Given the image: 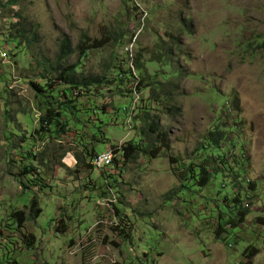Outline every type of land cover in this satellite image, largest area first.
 Returning <instances> with one entry per match:
<instances>
[{
  "label": "rangeland",
  "instance_id": "rangeland-1",
  "mask_svg": "<svg viewBox=\"0 0 264 264\" xmlns=\"http://www.w3.org/2000/svg\"><path fill=\"white\" fill-rule=\"evenodd\" d=\"M64 36L72 48L95 38L110 43L89 49L82 62L73 50L61 69L73 66L79 76L100 78L114 62L141 54L147 75L173 82L177 113H167L169 100L152 101V113L161 116L169 132L170 148L157 157L138 154L122 171L81 163L79 157L90 161L86 144L97 151L108 143L123 145L140 135L141 127L134 118L127 121L123 109L112 121L106 114L93 120L85 108L96 96L85 93L72 107L71 131L35 139L39 98L30 82L40 81L58 61ZM259 36H264V0H0V53L7 54L0 59V264L8 255L19 264H241L250 259L249 245L258 248L251 264H264V48L257 47ZM166 47L173 50L172 61L158 56ZM150 90H144L145 98ZM128 95L105 93L97 99L114 112L113 102L121 99L120 107L131 100ZM216 124L227 131L225 147L239 152L243 146L247 190L242 198L250 209L243 222L228 225L219 238V215L225 221L234 205L225 200L235 195L232 185L218 174L209 186L193 183L180 190L179 169L174 170L197 159L198 145ZM101 132L105 142L95 141L93 134ZM25 164L38 169L39 179L29 181L35 177L23 174ZM247 179L255 184L249 187ZM33 198L37 215L30 206ZM16 208L25 210L21 227L9 219Z\"/></svg>",
  "mask_w": 264,
  "mask_h": 264
},
{
  "label": "trees",
  "instance_id": "trees-1",
  "mask_svg": "<svg viewBox=\"0 0 264 264\" xmlns=\"http://www.w3.org/2000/svg\"><path fill=\"white\" fill-rule=\"evenodd\" d=\"M14 1L15 0H12V2ZM18 31L22 30L19 28ZM22 32L24 33L25 29ZM259 37H262V40L258 43L257 47L264 48V36ZM33 38L36 39L35 34L33 35ZM93 40L94 41L92 43L80 41L75 48H72L70 38L68 36H64L60 39L59 43L58 61L55 62L49 69H46V72L43 73L41 77H38L41 79L40 81H38L37 78H34L30 82L36 90V95L39 98L38 106L40 110V114L38 115L39 126L34 128L33 135L35 139L36 137H39L45 140L47 137L57 138L67 134L68 131L72 130L69 118L72 117V115H75L72 107H75L77 98L83 93L86 95L93 94L96 98L91 97L86 104L87 107L85 108L92 111L93 120H98V114L99 116L100 114H106L111 116L112 121L116 112L123 109L127 116V121L134 118L136 122H141L139 130L140 135L128 140L118 149L120 151V159L116 160L114 168L119 167L122 171L123 166H125L130 160L136 158L138 154L157 157L160 155V152L164 147H171L169 132L164 129L160 122L161 116L159 114L152 113V101L160 103L161 99H166V101L169 100L171 104H166L168 107L167 113L175 114L180 109L174 102L172 94L173 88L170 89V85L171 83L173 85V82L164 83L161 80H158L156 76L151 77L150 75H147V71L142 63L143 57L141 54H137L134 58L126 56L119 63L114 62L109 68L111 72L104 74L100 78H85L83 76H79L76 74V69L73 66L61 69V66L64 65V59L69 56L73 50L78 49V61L82 62L89 49L97 48L110 43L109 38L101 39L100 41H98L99 39L97 38ZM110 40L114 41L116 45H126L125 40L120 37H115L114 40L110 37ZM158 56L163 59L170 57V60L172 61L174 58L173 50L172 48L170 50V48L167 49L166 47V51ZM126 61L129 62V64L126 65ZM50 64L52 63L49 62V65ZM133 67L139 72L138 74L134 71ZM48 71H59V73H49ZM177 71L178 70H175V72ZM149 86H151L150 96L145 98L144 90ZM105 87L107 88V91L105 90ZM105 93H110L112 96L113 93L121 94L124 98L126 96H130L128 95L130 93L132 96L128 103L121 105L120 107H117V103L120 102L119 100L121 99L113 102L115 111L109 112L107 110L109 106L108 103H101L100 100L97 99L101 98V96H97L100 94L105 95ZM136 101L138 102L136 103ZM99 129L101 131L103 130L101 126H99ZM93 135L92 136L95 141L105 142L104 133L101 132L100 135L94 133ZM8 138H10V136H8ZM228 140L229 137L227 135V131L224 128L222 129L219 124H216L207 132L204 136V140L198 145V148L195 151L197 159L192 158L186 164H181L178 168H174V170L179 169L177 175L181 181L180 190L181 188L187 187L189 184L193 183H198L204 187L209 186L218 174H221L223 179L227 180L228 183L232 185L235 195L232 199H229V196H226L225 200L228 202L233 201L234 205L230 207L231 215L228 219L222 221L221 218L223 217V214L220 213L219 215L220 221L218 228L216 229V235L218 238L222 231L227 229L228 225L236 227L239 222L244 221L245 217L250 212V209L243 205L244 200L242 198V190L246 189L244 187L246 184L243 182L244 177L242 176L245 172V168L243 166L245 164L244 149L242 146L240 147L239 152L229 150L228 147H225ZM235 144L237 145V143L233 141V147H235ZM28 152L30 155H33V157L35 156L33 151ZM97 152L98 151L96 150L95 145L91 148L87 144L84 146V153L90 158V161ZM79 161L88 167H93L91 162H87V160L83 157H79ZM176 161L178 160L176 159ZM118 162H121L122 166H119ZM179 162H181V160H179L178 163ZM22 171L26 176L32 174L33 177H35L30 178L29 181L39 179L38 177L40 173L38 169L34 168L31 164H25ZM106 175L108 177H113L111 173ZM247 183L249 184V187H252L255 184L254 181H248V179ZM174 192L175 191H170L171 194ZM103 193L105 194V192ZM247 193L248 194L244 195L249 198V192ZM30 206L31 209L35 211V215H37L40 210L38 207V200L33 198ZM9 219H13V223H16L17 227H21L25 222V210L17 208L14 209V211L11 212ZM61 230L65 231L66 226H64ZM27 242L28 248L32 247L31 243L33 242V238ZM246 251H250L248 254L250 259L247 262L243 261L241 264H251V256L252 254L256 255L258 253V248L254 245H249ZM3 264H19V261L18 259H15L14 256L8 255V257L4 259Z\"/></svg>",
  "mask_w": 264,
  "mask_h": 264
},
{
  "label": "built area",
  "instance_id": "built-area-1",
  "mask_svg": "<svg viewBox=\"0 0 264 264\" xmlns=\"http://www.w3.org/2000/svg\"><path fill=\"white\" fill-rule=\"evenodd\" d=\"M2 56L1 59H4L6 52L0 53ZM121 147V144H119V148ZM118 148V149H119ZM118 149H110V144H107L106 147L100 151H98L94 156L91 158V164L94 168L99 170H104L111 168L114 166L117 159V151ZM119 166H122L121 162H118Z\"/></svg>",
  "mask_w": 264,
  "mask_h": 264
},
{
  "label": "bare ground",
  "instance_id": "bare-ground-1",
  "mask_svg": "<svg viewBox=\"0 0 264 264\" xmlns=\"http://www.w3.org/2000/svg\"><path fill=\"white\" fill-rule=\"evenodd\" d=\"M110 149H118L119 148V144H115V145H113V144H110ZM117 153L118 154H120V151H117Z\"/></svg>",
  "mask_w": 264,
  "mask_h": 264
},
{
  "label": "clouds",
  "instance_id": "clouds-1",
  "mask_svg": "<svg viewBox=\"0 0 264 264\" xmlns=\"http://www.w3.org/2000/svg\"><path fill=\"white\" fill-rule=\"evenodd\" d=\"M0 59H1V58H0ZM108 144H113V143H108ZM113 145H115V143H114Z\"/></svg>",
  "mask_w": 264,
  "mask_h": 264
}]
</instances>
